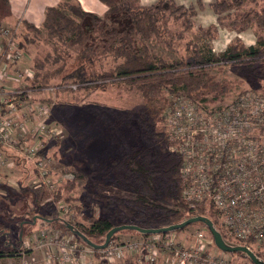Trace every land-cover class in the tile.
I'll return each mask as SVG.
<instances>
[{
  "label": "trees",
  "instance_id": "16d2710c",
  "mask_svg": "<svg viewBox=\"0 0 264 264\" xmlns=\"http://www.w3.org/2000/svg\"><path fill=\"white\" fill-rule=\"evenodd\" d=\"M101 1L108 6L104 17L86 12L78 0H63L58 6L46 9L41 28L24 22L27 31L33 32L36 41H42L51 47L55 57L52 59V53H49L43 61L33 63L35 76L30 82V88L42 93L53 86L63 90L69 85H77V88L95 90L124 84L139 91L144 98L146 112L139 121L146 129L151 126L160 127L163 112L173 106L174 99L178 97L191 101L208 114L223 110L226 106L218 103L230 93L232 85L227 80H217L213 70L219 65L246 64L245 73L256 84V93L264 97V36L258 37L256 43L250 46L237 39L220 55L204 54L196 47L192 51L191 62H169L154 54L148 44L156 41L173 50L175 39L171 33V23L181 22L184 31L193 29L198 10L203 8L202 0L188 6L178 4L175 0H158L150 5H142L140 0ZM3 2L7 9L8 0ZM211 9L217 24L200 30L213 39L220 29L233 30L238 34L254 26L264 29V0H214ZM25 41L33 43L29 38H25ZM19 48L26 51L25 42H20ZM63 48L75 53L74 67L71 65V72L65 74L59 83L53 84L50 80L61 75L68 66L62 56ZM103 58H112L115 66L97 71L95 65L99 63L102 67ZM60 61L64 62L62 67L52 73L43 72L46 64L55 65ZM47 102L51 103L52 100L48 99ZM160 131L164 143L168 147L172 146L174 143L167 135L166 126L160 127ZM126 160L127 155L114 160V170L125 172L126 175L122 178L135 187V192L139 195L136 200L112 198L101 207L100 215L97 216L93 210L87 212L89 203L86 199H78L70 194L77 181L88 177L79 172H75L73 180L67 182L69 195H64L65 187H60L54 193L55 203L64 202L81 217V221L75 226L88 239L103 244L107 233L115 226L162 228L196 216L209 218L217 229L223 227L220 212L211 202L204 201L192 206L183 198L182 157L179 154L170 151L167 155L158 156L146 151L139 158L136 168L129 167ZM117 203L136 208L132 221L127 220L117 208ZM116 218L120 219V223L116 222ZM187 227L177 231L181 232ZM22 228L20 226L19 237L23 236ZM130 232L144 240L153 236ZM115 238L116 235L111 241ZM233 244L241 243L235 241ZM18 250L12 248L14 253ZM234 254L250 261L241 252ZM257 256L260 257L259 254ZM124 264L139 263L127 258Z\"/></svg>",
  "mask_w": 264,
  "mask_h": 264
},
{
  "label": "rangeland",
  "instance_id": "374dc122",
  "mask_svg": "<svg viewBox=\"0 0 264 264\" xmlns=\"http://www.w3.org/2000/svg\"><path fill=\"white\" fill-rule=\"evenodd\" d=\"M147 1L150 3L154 0ZM175 1L178 4H189L196 0ZM212 1L203 0L204 7L198 10L193 29L184 31L181 22L171 23V33L175 39L173 50L152 41L148 44L152 52L169 62H191L192 51L196 47L204 54L220 55L226 46L237 38H241L248 45H254L258 37L264 36V29L257 26L241 35L233 30L220 29L216 40L202 32L199 27H208L215 23L216 18L210 7ZM6 12L7 9L2 0L0 1V19ZM0 24V28H8L1 20ZM14 30L15 41L18 44L25 42L26 52L30 56L18 63L17 67L21 70L33 67L34 62L43 61L49 53H52V59L55 58L52 48L42 41H36V36L33 32L27 31L26 27H18ZM25 38L31 39L33 43H26ZM62 56L68 66L61 75L50 80L53 84L59 83L62 77L71 72L74 67L75 53L63 48ZM101 63L102 67L96 63L97 71L111 69L116 64L112 58H103ZM63 65L62 61L55 65L46 64L43 72L52 73ZM71 65H73L72 68ZM245 69L244 63H227L214 67L213 73L217 80H227L232 85L230 93L220 99L218 104L228 106L244 93H256L254 89L256 84L248 78ZM48 95V91L42 93L39 101L41 99L47 101ZM52 103L50 125L61 129L62 138L46 141L39 155L47 160L48 180L53 189L46 186L36 187L37 175L34 166L22 155L20 144L9 148L0 143V155L4 160V164L0 166V264H46L47 250L34 248L38 236L32 232L37 233L46 229L53 234L59 232L65 238L71 235L76 240V237L66 229V224L75 226L78 221H81V217L73 210H70L68 214L65 213L64 208L70 207L64 202L59 204L53 201L54 192L60 187L66 188L63 191L64 195H69L67 182L73 180L75 172L88 177L77 181L75 189L70 194L78 199H86L89 203L87 212L93 210L98 216L101 207L112 198L129 201L139 197L133 184L123 180L122 176L126 175L125 172L120 169L114 170V160L117 161L127 155L126 164L136 168L139 158L146 151L158 156L167 155L171 151L160 134V127L165 126V111L160 127L158 125L157 128L154 126L150 129L144 128L139 121L146 112L144 98L139 91L130 89L124 84L109 85L95 90L66 88L56 92L55 100H52L50 104ZM116 206L127 220H133L136 213L135 207L118 203ZM115 220L120 223L119 218ZM20 226L24 231L21 237H19ZM218 230L228 244L234 243L224 227ZM199 231L209 235V229L205 224L196 223L189 225L181 232H173V237L179 245L187 247L192 244L195 234ZM115 235L114 245L135 241L144 243L142 237L130 231H121ZM149 241L153 244L156 238H151ZM13 247L19 249V252L14 253ZM250 248L264 260V245L251 244ZM209 251L219 252L220 250L215 245H210ZM159 253L158 261L162 263L170 256L169 252L162 247L159 248ZM160 255H162L161 258ZM233 257L237 262L235 264L250 263L248 259L239 257L237 254ZM75 263L98 264L97 258L85 255L79 257ZM122 263L123 260H116V264Z\"/></svg>",
  "mask_w": 264,
  "mask_h": 264
},
{
  "label": "built area",
  "instance_id": "2783aa9c",
  "mask_svg": "<svg viewBox=\"0 0 264 264\" xmlns=\"http://www.w3.org/2000/svg\"><path fill=\"white\" fill-rule=\"evenodd\" d=\"M0 38V143L9 148L20 144L22 155L34 166L36 187L53 189L47 160L39 154L46 141L61 139L62 131L50 125L53 103L39 98L48 91V99L55 100L61 89L53 86L40 93L30 88L35 71L33 67L17 68L21 60L30 56L19 48L15 30L0 28ZM67 88L76 90L77 85ZM164 122L174 143L171 151L182 157L185 201L192 206L211 202L234 242L249 248L251 244L264 245V97L255 92L244 93L213 114L178 97L165 110ZM3 164L0 155V166ZM70 210L64 208L67 214ZM32 233L38 236L34 248L47 250L46 264H76L84 255L97 258L98 264H116L117 259L124 264L127 258L139 264L237 263L228 252L209 251V246L215 245L210 231L209 235L197 232L187 247L175 242L173 232H169L143 239L144 243L114 245L110 241L102 250L87 245L71 231L76 240L46 229ZM151 238H156V242L151 244ZM160 247L170 254L164 263L158 261Z\"/></svg>",
  "mask_w": 264,
  "mask_h": 264
},
{
  "label": "crops",
  "instance_id": "0c3cea01",
  "mask_svg": "<svg viewBox=\"0 0 264 264\" xmlns=\"http://www.w3.org/2000/svg\"><path fill=\"white\" fill-rule=\"evenodd\" d=\"M0 1H2V0H0ZM62 1L63 0H8L7 12L4 16L1 17L0 20L6 27H8L11 30L17 29L18 27L23 28L24 22H29V23L33 24L34 26H36L37 28H41L43 21H44L46 9L48 7L58 6ZM157 1L158 0H154L153 2L151 1L149 3V1H147V0H141L140 3L142 5H150V4L155 3ZM197 1L198 0H196L195 2L192 1V3L190 2L189 4L188 3H186V4L181 3V4L188 6L191 4H195ZM78 2L81 4V7L83 8V10H85L86 12L95 13L100 17H104L106 15V13L108 12V6L106 4H104L101 0H78ZM212 2L210 3V7H211ZM202 3H203V0H202ZM203 7H204V5H203ZM214 16H215V14H214ZM215 18H216V16H215ZM216 24H217V21L215 19L214 24H211L208 27H199V28H209L211 26H215ZM243 33H245V32H243ZM239 35H241V34H239ZM217 38H218V36L215 38V40ZM237 39L242 40L241 38H237ZM242 42H244V41L242 40ZM246 45H248V44H246ZM227 46H226V48H227ZM248 46H250V45H248ZM226 48H225V50H226ZM17 68L20 69L19 67H17Z\"/></svg>",
  "mask_w": 264,
  "mask_h": 264
},
{
  "label": "water",
  "instance_id": "95a60500",
  "mask_svg": "<svg viewBox=\"0 0 264 264\" xmlns=\"http://www.w3.org/2000/svg\"><path fill=\"white\" fill-rule=\"evenodd\" d=\"M196 223H202L205 224L209 231L211 232L214 243L218 249H220L223 252L228 253H237L241 252L245 254L254 264H264V260L259 258L248 246L246 245H236V244H228L221 232L217 229L215 224L207 217L205 216H196L189 218L182 223L171 225L168 227H162V228H153V229H145L141 228L136 225H119L112 228L106 235L105 241L103 244H97L93 242L92 240L88 239L85 235H83L75 226L71 224H66V228L76 234L80 239H82L87 245L91 246L92 248L96 250H102L106 248L112 237L121 231H136L140 234H162V233H169L174 232L177 230H181L189 225L196 224Z\"/></svg>",
  "mask_w": 264,
  "mask_h": 264
}]
</instances>
